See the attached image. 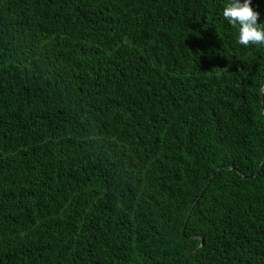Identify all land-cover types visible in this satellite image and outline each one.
<instances>
[{"label": "trees", "instance_id": "obj_1", "mask_svg": "<svg viewBox=\"0 0 264 264\" xmlns=\"http://www.w3.org/2000/svg\"><path fill=\"white\" fill-rule=\"evenodd\" d=\"M228 2L0 0V264H264V45Z\"/></svg>", "mask_w": 264, "mask_h": 264}, {"label": "clouds", "instance_id": "obj_2", "mask_svg": "<svg viewBox=\"0 0 264 264\" xmlns=\"http://www.w3.org/2000/svg\"><path fill=\"white\" fill-rule=\"evenodd\" d=\"M260 13L252 6V0H229L223 10V17L233 27H238V43L264 45V23L259 22Z\"/></svg>", "mask_w": 264, "mask_h": 264}, {"label": "water", "instance_id": "obj_3", "mask_svg": "<svg viewBox=\"0 0 264 264\" xmlns=\"http://www.w3.org/2000/svg\"><path fill=\"white\" fill-rule=\"evenodd\" d=\"M263 104H264V101H263Z\"/></svg>", "mask_w": 264, "mask_h": 264}]
</instances>
